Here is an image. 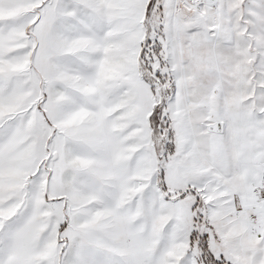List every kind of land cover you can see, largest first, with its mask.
Listing matches in <instances>:
<instances>
[{
  "label": "snow or ice",
  "instance_id": "1",
  "mask_svg": "<svg viewBox=\"0 0 264 264\" xmlns=\"http://www.w3.org/2000/svg\"><path fill=\"white\" fill-rule=\"evenodd\" d=\"M0 264H264V0H0Z\"/></svg>",
  "mask_w": 264,
  "mask_h": 264
}]
</instances>
